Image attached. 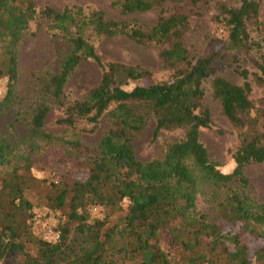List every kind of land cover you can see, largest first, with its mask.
Wrapping results in <instances>:
<instances>
[{
	"label": "trees",
	"instance_id": "trees-1",
	"mask_svg": "<svg viewBox=\"0 0 264 264\" xmlns=\"http://www.w3.org/2000/svg\"><path fill=\"white\" fill-rule=\"evenodd\" d=\"M171 1L112 4L126 15L163 9ZM189 1L195 5L205 0ZM262 2L219 3L215 19L224 34L194 58L183 40L189 24L183 12L162 10L157 23L146 30L136 21L112 19L81 5L39 8L34 0H0V79H8L0 115L16 102L19 44L44 22L69 46L49 81L51 98L63 106L55 123L75 128L81 121L97 127L107 116L112 121L92 146L47 131L51 106L43 103L34 111L26 135H15V140L0 131V262L22 254L25 264H117L112 243L129 234L134 245L121 251L134 259L131 264H264V204L246 191L250 180L245 173L246 165L264 163V97L253 94L255 85L264 87V38L257 39L249 28L251 20L260 24ZM92 35L165 45L160 56L169 76L126 89L134 81H150L153 73L141 64L104 61L90 41ZM88 59L101 67L100 79L65 104L66 81ZM249 59L256 72L245 65ZM223 67L242 83L219 75ZM208 92L236 130V166L230 173L218 168L201 141V130L212 124L205 104ZM150 116L154 139L162 131H182V136L169 144L162 158L142 161L129 133L142 131ZM48 154L73 169L70 179L51 183L46 196L48 206L65 210L55 241L36 236L28 223L34 209L26 196L32 168ZM200 199L214 217L199 208ZM98 206L111 212L91 217L90 207ZM246 236L261 242L253 254Z\"/></svg>",
	"mask_w": 264,
	"mask_h": 264
},
{
	"label": "rangeland",
	"instance_id": "rangeland-1",
	"mask_svg": "<svg viewBox=\"0 0 264 264\" xmlns=\"http://www.w3.org/2000/svg\"><path fill=\"white\" fill-rule=\"evenodd\" d=\"M113 0H34L39 8L52 6L63 9L66 6L81 5L105 12L106 16L112 19H127L135 23L138 22L143 29L153 27L162 14V10L167 14L183 12L189 17V24L184 31L183 40L190 55L194 58L203 56L208 49L214 46V38L222 37L224 29L217 23L215 16L219 13V3L236 5L237 0H205L198 4H192L189 0H175L166 4L163 9H152L145 12L123 14L121 9L113 6ZM260 12V24L253 20L249 22L251 34L257 39L264 38V0H262ZM47 24L43 22L37 30L27 32L18 48V71L19 79L16 90V102L10 111L0 115V131L9 133V136L16 140V136L26 135L28 125L32 119L34 111L43 103L51 106V110L46 119V130L53 135L66 138H80L89 145H97L101 138L112 127V121L105 117L97 127L87 121H81L75 128L58 126L56 118L62 114L63 106L54 102L49 94V81L58 71L62 58L69 51V46L65 38L54 31L47 29ZM90 41L95 45L98 54L104 61H119L127 64H141L151 70L152 79L137 80L128 84L126 89H132L138 84H147L151 81L165 79L170 71L164 66L160 53L165 45L149 43L139 44L125 36H118L105 39L92 35ZM264 54V41L263 50ZM259 56V55H256ZM255 56V57H256ZM244 63L256 72L257 67L250 62ZM101 67L93 59L82 61L65 85V104L75 100L77 97L89 90L100 79ZM219 75H223L228 80L235 83H242L241 78L233 73L229 68H221ZM7 78L0 79V100L7 90ZM208 85L211 86L209 80ZM255 98L264 97V87L254 86ZM205 104L212 114V124L208 128L201 130V141L207 148L212 161L219 164L218 168L224 173L234 170L236 164L232 157L233 151L238 147L236 130L223 114L220 102L214 98L212 92H208ZM155 121L150 116L147 125L142 131L129 134L132 136L133 146L138 159L149 161L162 158L170 143L179 140L182 131L168 132L162 131L154 139ZM1 171V169H0ZM245 173L250 180V185L246 189L251 196L264 204V163H251L246 165ZM73 175L72 167L61 164L53 155H44L32 168L31 187L27 189L26 196L33 202L34 209L32 217L28 223L31 225L33 233L45 240L55 241L59 235L57 228L61 221L65 219V210H55L47 205V194L52 190L51 183H58L68 180ZM0 181V191L2 190ZM128 203H124L127 207ZM199 208L209 210V205L200 199ZM90 216L103 218L111 212L103 207H90ZM211 212L214 217L215 213ZM250 245L252 254L256 246L261 242L252 239L250 236L244 238ZM135 238L129 234L115 239L111 250L115 253L117 264H131L132 257L127 258V254L121 251L124 246H133ZM126 255V256H125ZM125 256V257H124ZM0 264H25L22 254H18L13 259L1 261Z\"/></svg>",
	"mask_w": 264,
	"mask_h": 264
},
{
	"label": "built area",
	"instance_id": "built-area-1",
	"mask_svg": "<svg viewBox=\"0 0 264 264\" xmlns=\"http://www.w3.org/2000/svg\"><path fill=\"white\" fill-rule=\"evenodd\" d=\"M59 238V235L57 236V239Z\"/></svg>",
	"mask_w": 264,
	"mask_h": 264
}]
</instances>
